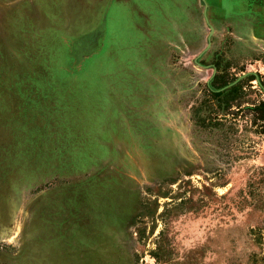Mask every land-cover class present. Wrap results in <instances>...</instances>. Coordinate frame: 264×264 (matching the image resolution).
Listing matches in <instances>:
<instances>
[{"label":"rangeland","instance_id":"374dc122","mask_svg":"<svg viewBox=\"0 0 264 264\" xmlns=\"http://www.w3.org/2000/svg\"><path fill=\"white\" fill-rule=\"evenodd\" d=\"M130 4L0 0V264L258 251L264 135L208 89L255 76L264 101V0Z\"/></svg>","mask_w":264,"mask_h":264},{"label":"trees","instance_id":"16d2710c","mask_svg":"<svg viewBox=\"0 0 264 264\" xmlns=\"http://www.w3.org/2000/svg\"><path fill=\"white\" fill-rule=\"evenodd\" d=\"M221 76H214L211 82L208 94L212 98L223 97L225 115L229 116H245L249 118L251 125L255 126L259 130V134L264 135V101H250L245 100V85L252 89V82L255 80V76H246L242 79L239 76H228L227 72ZM234 83L233 85H231ZM231 85V86H230ZM260 85H264L261 82ZM229 86V87H228ZM228 87V88H227ZM247 103L246 108H242V105ZM234 108L235 110H232ZM166 197V196H164ZM254 245L258 249L257 252H253L248 258L247 264H264V232L263 229L257 227L250 230Z\"/></svg>","mask_w":264,"mask_h":264},{"label":"crops","instance_id":"0c3cea01","mask_svg":"<svg viewBox=\"0 0 264 264\" xmlns=\"http://www.w3.org/2000/svg\"><path fill=\"white\" fill-rule=\"evenodd\" d=\"M130 2H131V0H127V11L128 10H132V11H130L132 14H135L136 13V9L134 8V6H130L131 4H130ZM130 7H129V6ZM135 12V13H134ZM135 19V18H134ZM137 19V18H136ZM129 74H131V69L128 67V65H127V76H130ZM122 132H120L119 131V142H121V144H125L126 143V132L125 133H122ZM121 136V137H120ZM114 138H117V136L115 135L114 136ZM120 139H123V140H120ZM119 142H118V144H119ZM100 143H102V142H100ZM104 143V142H103ZM115 143H117V140H115Z\"/></svg>","mask_w":264,"mask_h":264}]
</instances>
